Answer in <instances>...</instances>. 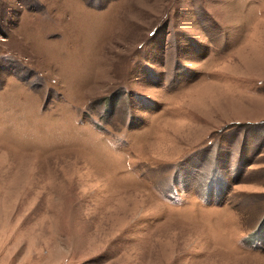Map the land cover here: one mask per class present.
I'll return each mask as SVG.
<instances>
[{"label": "rangeland", "instance_id": "374dc122", "mask_svg": "<svg viewBox=\"0 0 264 264\" xmlns=\"http://www.w3.org/2000/svg\"><path fill=\"white\" fill-rule=\"evenodd\" d=\"M0 264H264V0H0Z\"/></svg>", "mask_w": 264, "mask_h": 264}]
</instances>
